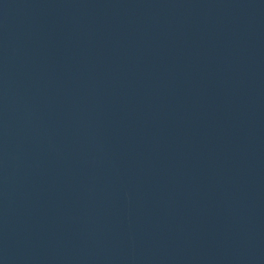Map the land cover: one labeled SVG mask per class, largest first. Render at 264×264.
Instances as JSON below:
<instances>
[{"label":"water","instance_id":"1","mask_svg":"<svg viewBox=\"0 0 264 264\" xmlns=\"http://www.w3.org/2000/svg\"><path fill=\"white\" fill-rule=\"evenodd\" d=\"M0 264H264V0H0Z\"/></svg>","mask_w":264,"mask_h":264}]
</instances>
